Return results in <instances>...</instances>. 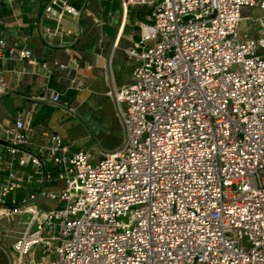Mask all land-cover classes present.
<instances>
[{
  "label": "built area",
  "instance_id": "obj_1",
  "mask_svg": "<svg viewBox=\"0 0 264 264\" xmlns=\"http://www.w3.org/2000/svg\"><path fill=\"white\" fill-rule=\"evenodd\" d=\"M136 5L149 12L126 50L131 80L113 93L121 145L94 160L57 133L32 142L29 119L1 127L0 221L26 217L12 251L28 264H264V0L123 2ZM253 7L246 38L238 27ZM44 13L77 11L50 0ZM33 183L39 192L8 200ZM39 195L54 205L40 208Z\"/></svg>",
  "mask_w": 264,
  "mask_h": 264
},
{
  "label": "crops",
  "instance_id": "obj_2",
  "mask_svg": "<svg viewBox=\"0 0 264 264\" xmlns=\"http://www.w3.org/2000/svg\"><path fill=\"white\" fill-rule=\"evenodd\" d=\"M49 1L0 0V36L5 41L0 68L7 82L0 95V161L8 158L1 127L13 126L18 118L30 120L32 142L42 143L45 134L57 133L72 151H87L94 160L124 140L113 93L131 80L133 62L126 50L138 41L137 23L149 7H124V0H68L77 14L53 18L44 13ZM258 12L257 7L243 10L238 27L242 36H256ZM20 49H28L30 57L19 58ZM259 53L264 55V48ZM54 92L61 103L52 100ZM5 174L0 170V181ZM41 188L39 183L22 184L8 200L21 202ZM36 203L40 208L54 205L43 195ZM23 221L25 216L0 221V264H28L11 248L23 231ZM42 258L37 250L29 256L32 261Z\"/></svg>",
  "mask_w": 264,
  "mask_h": 264
}]
</instances>
